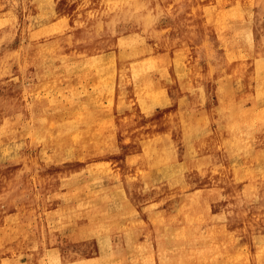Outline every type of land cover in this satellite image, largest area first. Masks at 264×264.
<instances>
[{"label": "bare ground", "instance_id": "6f19581e", "mask_svg": "<svg viewBox=\"0 0 264 264\" xmlns=\"http://www.w3.org/2000/svg\"><path fill=\"white\" fill-rule=\"evenodd\" d=\"M194 5L0 0V264H261L256 177L246 191L229 178L246 160L264 171L256 118L234 96L249 84L263 99L264 75L249 68L253 33L232 50L229 23L194 30ZM243 197L253 203L238 217Z\"/></svg>", "mask_w": 264, "mask_h": 264}, {"label": "rangeland", "instance_id": "374dc122", "mask_svg": "<svg viewBox=\"0 0 264 264\" xmlns=\"http://www.w3.org/2000/svg\"><path fill=\"white\" fill-rule=\"evenodd\" d=\"M195 1H198L200 4L198 6L194 5L195 7L191 6L193 10L192 16L194 21V30L196 32L202 35L219 32L222 31L221 28L223 23H229L232 26L231 30H235L232 32L235 38V43L230 44V48L235 51L238 50V39L241 40L244 37L247 38V35L250 32L253 33L250 43L251 54L252 53L253 54L248 59V62L250 65L249 68L253 67L252 61L255 62L253 68L257 70V77L259 81L260 80L259 75H264V0H195ZM81 12L83 11L77 13H81ZM236 17H239L241 19H248L251 28H244V27L240 28V24L238 20H236ZM221 47L222 46L219 43L216 44L217 49H220ZM196 51L197 49H195V47L191 48L188 51L189 53L188 56L191 59H193L194 53ZM213 64L218 69L222 64V58L219 55L215 56L213 58ZM242 70L243 69H241V71ZM32 81H33L32 74L24 73L22 75L21 84L24 89L30 88ZM252 83L255 84V82ZM83 85L91 90V84H89V82L84 81ZM248 92L253 93L251 98L247 97ZM255 92H256L255 86L246 84L245 87H236L234 90V96L241 99L244 110L249 109L251 115L255 116L256 118L255 120L256 123L254 125V132L256 136L259 137L257 142L259 145L257 146H258V153L261 155L260 157H262L260 160H264V97L261 100L258 99L257 97H255ZM3 93L6 94L7 90L0 89V95H5ZM206 94L205 95L209 101L208 104L210 108H214L220 105V101H215V99L211 100L207 90H206ZM214 130L221 131L218 128H214ZM255 163H256L255 159H251L249 161L246 160L244 163L238 162V164L235 165V168H233L230 172V174L233 177L229 179L233 182V185H237V183L239 184L240 182L241 188L244 191H246L250 186L251 182L253 181V179L256 177V182H257L256 191L258 192L257 205L263 210L264 201L261 198L264 197V182L261 181L264 180V171H257V176H255L253 171L251 170V167L255 165ZM248 165L251 167H248ZM263 168L264 167H260L261 170ZM238 177L239 179L237 180V182H234L233 179H237ZM214 186L217 188V190L211 194L209 201L211 203L213 212L215 213L214 219L217 220L219 219L220 216H222L223 210L226 208L224 203V195L226 192H225V188L221 185V183H216L214 184ZM230 196H232L231 193H229V197ZM244 197L241 200L234 201L230 205V209L233 212L234 209L238 210L236 213L234 212V215L238 216L239 214V216L243 217L244 209H246V212H248L249 209L252 207L253 202L250 199ZM245 219H248L246 221L248 225L251 227L253 225L252 221H250L248 217ZM224 222H225L224 220H221V229L218 232H216L220 239L223 237L222 227ZM259 223L262 226V231L258 234V237L264 238V216L260 219ZM231 229L234 235L235 232H243V230L235 229L234 227H231ZM64 235L68 236L69 231L66 232ZM235 239L238 241L239 244L243 242V237H235ZM62 240L66 241L65 237L62 236ZM80 242L85 243V245H90L92 241L90 238H87L84 241H80ZM250 243L251 246L246 247V248H250V252H246V250L242 252L247 253L250 256L251 255L253 256L255 248L258 249L259 247V243H255L253 240ZM233 250L234 248H230V247L226 248L223 251V257L224 256L229 257L225 254H230ZM133 256L134 258H137L136 254H134ZM257 256L262 257L261 264H264L263 249H260L257 252ZM218 264H228V263L226 262L225 259L222 258V260H220V263ZM253 264H255V261Z\"/></svg>", "mask_w": 264, "mask_h": 264}]
</instances>
